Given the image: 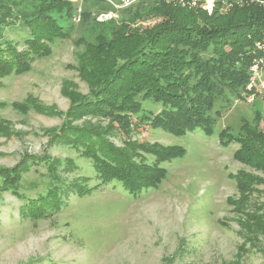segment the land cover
<instances>
[{
  "label": "rangeland",
  "instance_id": "374dc122",
  "mask_svg": "<svg viewBox=\"0 0 264 264\" xmlns=\"http://www.w3.org/2000/svg\"><path fill=\"white\" fill-rule=\"evenodd\" d=\"M40 2L0 0L13 14L9 19L16 20L15 26L4 29V38L19 49L31 34L22 15L33 14ZM74 5L70 19L55 13L64 26L72 24L70 38L56 39L50 55L35 57L30 70L7 75L0 82V168L13 167L26 153L33 156L15 184L0 177V264H264V235H259L258 247L247 243L249 250L240 254L241 215L227 197L238 193L229 173L245 165L233 158L237 144L224 146L218 140L221 127L230 125L236 131L243 117L255 123L257 112L264 128V90L250 99H235L229 108L220 106L213 135L197 128L177 136L149 124L135 125L133 138L181 144L186 155L163 164L168 174L158 188L137 195L118 181L96 188L100 179L92 160L53 138L64 124L109 123V119L69 114L75 96L91 95L81 72L87 47L74 41L91 40L101 28H108L92 23L84 28ZM105 18L109 22L119 19V14ZM162 20L148 14L136 23L150 26ZM30 95L53 111L37 110L28 102ZM143 105L144 111L161 107L152 99ZM110 139L122 145L125 136L118 133ZM52 159L61 160L57 168L50 166ZM75 182L90 191L81 194ZM54 186L65 190L59 211L37 219L21 215L27 197L46 194ZM255 186L264 189V183ZM255 200H264L261 191L252 193V203Z\"/></svg>",
  "mask_w": 264,
  "mask_h": 264
},
{
  "label": "trees",
  "instance_id": "16d2710c",
  "mask_svg": "<svg viewBox=\"0 0 264 264\" xmlns=\"http://www.w3.org/2000/svg\"><path fill=\"white\" fill-rule=\"evenodd\" d=\"M82 5L80 20L84 28L91 23L108 28H101L91 40L81 37L74 41L87 47L81 72L91 95L75 96L69 114L109 119V123L103 125L100 120L101 123L86 125L64 124L54 133V142L71 144L92 160L100 179L96 188L114 181L134 195L158 188L168 174L163 164L184 157L187 149L181 144L135 139V125L149 124L177 136L197 128L213 135L220 106L229 108L235 99L255 96L258 92L248 91L247 85L250 68L260 55L256 43L264 40V0H245L226 12L218 8L210 11L200 3L182 5L165 0H137L117 10L108 0H84ZM74 6L71 0H41L33 14L22 15V23L31 34L25 38L23 49H19L4 38V29L15 26L16 20L9 19L12 12L8 13L0 3V82L12 73L30 70L35 57L50 55L56 39L70 38L72 24L64 26L55 13L70 19ZM109 11H117L119 19H98L100 13ZM148 14L163 20L150 26L136 23ZM261 65L264 70V62ZM146 99L159 102L160 109L144 111ZM28 102L39 111H53L33 95ZM255 118L253 123L243 117L236 131L230 125L218 131L222 145L237 144L233 158L245 165L229 173L238 193L227 197L241 215V255L249 250L247 243L255 247L259 235H264V200L252 203L254 191L264 195V189L255 186L264 183V128L259 125L260 112ZM118 133L125 136L122 145L110 139ZM32 157L26 153L13 167L0 168V177L10 184L18 181L25 162ZM70 162L72 165L73 161ZM49 163L57 168L61 160L52 159ZM73 186L81 194L91 189L79 182ZM63 193L64 189L54 186L46 194L27 197L20 213L37 219L59 211L65 203Z\"/></svg>",
  "mask_w": 264,
  "mask_h": 264
},
{
  "label": "built area",
  "instance_id": "2783aa9c",
  "mask_svg": "<svg viewBox=\"0 0 264 264\" xmlns=\"http://www.w3.org/2000/svg\"><path fill=\"white\" fill-rule=\"evenodd\" d=\"M71 1L75 2V4L77 5V10H78L77 19L80 21V13L82 12L81 3L84 0H71ZM108 1H110L117 10L123 7L130 6L137 0H119V1L108 0ZM165 1L174 3V4L180 3L182 5H187L189 3H192L193 5H195V4L200 3V4H203L204 8H207L210 11L218 8L220 12H223V11H227L230 7H232L235 4H239V5L244 4L245 0H165ZM117 14H118L117 11L116 12L109 11V12L100 13L98 15V19L104 20L106 19L105 17L109 18L112 16H117ZM256 46H257L258 53H260V55L258 56L259 58L254 62V64L250 68L251 75H250V81L247 85V90L260 92L261 90H264V74L261 73L264 71L261 65L264 62V40H261V41L259 40L256 43ZM251 97H253L252 94L248 96V99H250Z\"/></svg>",
  "mask_w": 264,
  "mask_h": 264
}]
</instances>
